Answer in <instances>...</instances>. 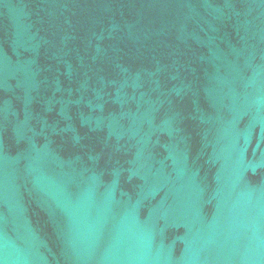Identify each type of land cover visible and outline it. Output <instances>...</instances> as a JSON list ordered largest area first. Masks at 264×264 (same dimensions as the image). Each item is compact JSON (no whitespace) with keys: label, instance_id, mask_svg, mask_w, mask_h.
I'll list each match as a JSON object with an SVG mask.
<instances>
[{"label":"water","instance_id":"water-1","mask_svg":"<svg viewBox=\"0 0 264 264\" xmlns=\"http://www.w3.org/2000/svg\"><path fill=\"white\" fill-rule=\"evenodd\" d=\"M0 264H264V0H0Z\"/></svg>","mask_w":264,"mask_h":264}]
</instances>
